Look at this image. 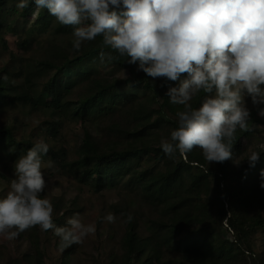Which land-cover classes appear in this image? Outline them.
Listing matches in <instances>:
<instances>
[{"label":"trees","instance_id":"1","mask_svg":"<svg viewBox=\"0 0 264 264\" xmlns=\"http://www.w3.org/2000/svg\"><path fill=\"white\" fill-rule=\"evenodd\" d=\"M16 1L0 0V198L17 159L42 140L33 130L20 133L5 112H30L32 105L43 113L48 138L60 135L63 120L75 126L61 145L44 140L42 163L67 177L45 178L41 198L53 206V223L64 226L80 213L96 232L61 250L54 231L37 225L11 240L12 252L0 247V264H264V104L244 97L248 130L237 128L230 159L208 162L199 147L169 156L161 140L179 126L183 105L166 93L179 81L147 76L100 35L75 50L76 26L59 23L34 0L24 9ZM205 95L200 91L191 106L198 109ZM253 151L260 156L250 167ZM72 188L79 193L70 197ZM108 213L114 223L104 219ZM124 254L125 261L111 257Z\"/></svg>","mask_w":264,"mask_h":264},{"label":"clouds","instance_id":"2","mask_svg":"<svg viewBox=\"0 0 264 264\" xmlns=\"http://www.w3.org/2000/svg\"><path fill=\"white\" fill-rule=\"evenodd\" d=\"M38 8L63 25H73V48L102 36L104 46L152 78L179 81L168 87L172 104L183 105L179 126L170 139L161 140L169 156L202 149L208 162H224L232 157L237 128L248 130L250 112L244 97L264 104V0H34ZM20 9L28 0H19ZM101 62L105 52L99 54ZM114 57L109 53L107 59ZM182 74H187L181 79ZM8 80L7 75L3 76ZM164 86V85H161ZM200 91L206 93L201 106L190 101ZM259 114L264 116V109ZM49 151L39 140L15 162V178L10 190L0 198V236L11 241L21 232L39 226L53 230L61 250L81 244L95 234V223L85 224L74 213L64 226L52 221L53 206L41 198L45 188L42 158ZM253 151L250 167L259 160ZM50 163V162H49ZM264 188V170L260 173ZM121 215H124L121 213ZM127 215V220H132ZM104 219L114 223L116 216Z\"/></svg>","mask_w":264,"mask_h":264},{"label":"rangeland","instance_id":"3","mask_svg":"<svg viewBox=\"0 0 264 264\" xmlns=\"http://www.w3.org/2000/svg\"><path fill=\"white\" fill-rule=\"evenodd\" d=\"M18 2L19 0L16 1V5ZM9 43H10V47L13 48V45L11 44L12 43L11 40H9ZM1 55H2V51H0V56ZM8 65L9 67H12L13 66L12 61H9ZM29 104L30 103L28 102L27 105ZM29 108H30V112H21L20 108L14 109V107H9L7 108L8 111L5 112V116L8 122L21 124V126L24 128V129L21 128L20 133H22L24 130L29 132L33 130L34 134L38 139H42L46 141L51 140L53 143L57 145H61L64 138H67L70 135V133L75 129L73 123H70L67 120H63L61 123L62 126L60 130V135L54 136L53 138H48V136L47 137L45 136L46 131L40 126V122H39L43 118L42 111L36 110L37 107H32V105ZM24 124H26L27 126L24 127L23 126ZM46 166L51 169L47 170L46 174H43L44 178H48L49 176L53 175L52 182L66 180L67 177L62 174L61 170H59L58 168L56 169L54 168L52 170L53 165L51 161H47L46 165L45 163H42L41 170H46L47 168ZM6 168L7 167H5L4 165L1 166V169H6ZM78 191L79 190L77 188H72V190L67 189V193L68 194L70 193V197L74 196L75 194H78L79 193ZM10 244L11 241L5 239L3 236H0V247L6 248L10 252H12V247ZM111 257L115 262L125 261L126 254L121 255L119 257H115L111 255Z\"/></svg>","mask_w":264,"mask_h":264}]
</instances>
